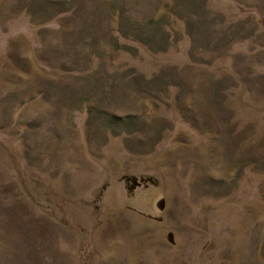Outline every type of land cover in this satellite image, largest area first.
Here are the masks:
<instances>
[{"label": "rangeland", "instance_id": "374dc122", "mask_svg": "<svg viewBox=\"0 0 264 264\" xmlns=\"http://www.w3.org/2000/svg\"><path fill=\"white\" fill-rule=\"evenodd\" d=\"M0 264H264V0H0Z\"/></svg>", "mask_w": 264, "mask_h": 264}]
</instances>
